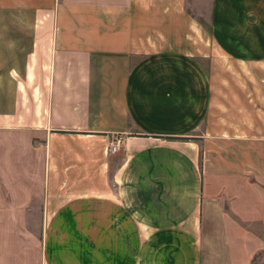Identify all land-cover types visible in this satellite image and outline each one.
<instances>
[{"label":"crops","instance_id":"1","mask_svg":"<svg viewBox=\"0 0 264 264\" xmlns=\"http://www.w3.org/2000/svg\"><path fill=\"white\" fill-rule=\"evenodd\" d=\"M209 45L264 63V0H0V264H236L264 90L221 107Z\"/></svg>","mask_w":264,"mask_h":264},{"label":"rangeland","instance_id":"2","mask_svg":"<svg viewBox=\"0 0 264 264\" xmlns=\"http://www.w3.org/2000/svg\"><path fill=\"white\" fill-rule=\"evenodd\" d=\"M206 42L209 44L208 41ZM207 47L209 49L203 50L198 61L211 76L213 97L219 101L221 107L223 104L233 107L235 96L240 95L242 98L244 90L259 91L261 88L264 90V63L232 61L219 54L210 45ZM238 187L243 192L242 197L247 202L250 200L251 212L236 210L230 216L231 233H234L233 238H235L233 241L235 263L264 264V224L260 220V211L257 207L264 202V193L260 192L259 183L255 180H252L251 190L247 185L245 189L240 185Z\"/></svg>","mask_w":264,"mask_h":264},{"label":"built area","instance_id":"3","mask_svg":"<svg viewBox=\"0 0 264 264\" xmlns=\"http://www.w3.org/2000/svg\"><path fill=\"white\" fill-rule=\"evenodd\" d=\"M121 144V140L119 138L115 139L114 142L111 143L110 149L111 151H116L119 149Z\"/></svg>","mask_w":264,"mask_h":264}]
</instances>
